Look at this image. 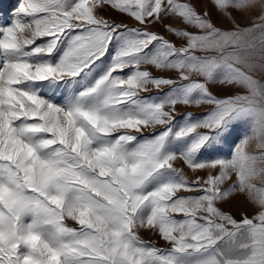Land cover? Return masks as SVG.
<instances>
[{"label":"snow or ice","instance_id":"obj_1","mask_svg":"<svg viewBox=\"0 0 264 264\" xmlns=\"http://www.w3.org/2000/svg\"><path fill=\"white\" fill-rule=\"evenodd\" d=\"M199 3L22 0L0 26V264H264V0Z\"/></svg>","mask_w":264,"mask_h":264},{"label":"rangeland","instance_id":"obj_2","mask_svg":"<svg viewBox=\"0 0 264 264\" xmlns=\"http://www.w3.org/2000/svg\"><path fill=\"white\" fill-rule=\"evenodd\" d=\"M22 0H0V26H5L10 23L12 19V13H14L17 9V6L19 3H21ZM201 10H204L205 8L209 7V0H200V3L198 5ZM99 15H103L105 18L116 20L117 22H123L126 24H129L130 26H136L134 24V21L128 19L125 16L120 15L119 13H116L114 11L108 10V11H101L98 13ZM246 23L247 21H243ZM219 26L222 27H227V25L223 24L222 21H218ZM152 30L161 32L167 39H172V36L166 32L163 31V29L160 26H156ZM46 40L47 38H42ZM41 42L40 40L37 41V43ZM111 56L109 55L105 61L103 67H107L108 63H110ZM99 64V62H97ZM144 67V66H142ZM99 71V69H97ZM150 71L153 72L154 75H170V73H159L156 72L154 69H150ZM128 73V69H125L123 73H118L122 75H126ZM258 78L264 79V75L257 74ZM215 91V89H213ZM157 90L152 89V92L149 94L145 95H150V94H156ZM179 112H192L194 115L199 116L200 113L206 112L207 111V106H180L178 109ZM203 131V130H201ZM139 135V134H138ZM147 135V133H145ZM232 141L234 142L235 139H238V137L234 136L231 138ZM225 150H228V146L225 147ZM177 167H181V165L178 163L176 165ZM257 186H264L262 185L261 181H256ZM223 209L225 211H228L230 214H232L235 218L239 219L242 214H247L249 216L253 215L256 211V205L253 203H250L248 199L242 195V194H235L234 197L228 202L222 205ZM71 226H76L73 221L68 219L66 221ZM140 237L144 240H152L155 241L157 246L159 247H165L163 242L159 241L157 237L153 236L150 232L141 230L139 233Z\"/></svg>","mask_w":264,"mask_h":264}]
</instances>
